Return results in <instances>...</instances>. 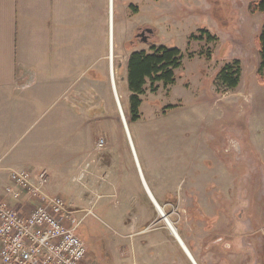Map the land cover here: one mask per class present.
<instances>
[{"label":"rangeland","instance_id":"1","mask_svg":"<svg viewBox=\"0 0 264 264\" xmlns=\"http://www.w3.org/2000/svg\"><path fill=\"white\" fill-rule=\"evenodd\" d=\"M255 1H112L109 56L127 129L114 95L111 107L76 105V113L84 109L88 117L58 123L56 160L47 171L53 191L80 221L77 235L92 264H148L145 219L155 221L147 236L154 264L159 257L168 264H190L141 193L143 180L168 191L166 212L197 264H264V84L257 77L264 14L249 12ZM140 28L155 30L148 42L134 36ZM202 31L217 41L195 39ZM152 44L179 49L183 66L173 86L147 91L140 119L133 122L127 63L133 52L150 53ZM234 60L242 66L241 83L229 91L217 75ZM56 68L59 82L65 68L59 56ZM110 73L101 92L105 99L112 96ZM78 75L72 73L74 79ZM99 93L84 95L83 101ZM66 97L74 101L75 89L64 92L58 83V103ZM175 195L180 200L170 201ZM156 201L163 207L164 201Z\"/></svg>","mask_w":264,"mask_h":264},{"label":"crops","instance_id":"2","mask_svg":"<svg viewBox=\"0 0 264 264\" xmlns=\"http://www.w3.org/2000/svg\"><path fill=\"white\" fill-rule=\"evenodd\" d=\"M111 1L106 4V0H0V198L22 213L31 212L35 204L27 200L25 193L18 201L4 195L10 172L44 171L39 167L50 171L51 162L56 160L58 123H66L74 116L88 117L84 109L77 114L76 105L111 107L114 103L109 80L112 96L105 99L101 95L112 62ZM58 56L65 67L59 82L55 77ZM74 71L79 74L75 79ZM93 72L102 76L90 78L88 73ZM58 83L64 92L75 89L74 101L66 97L58 103ZM95 91L101 97L96 95L90 102L83 101L84 95ZM90 177L96 178L95 171ZM143 181L144 185L139 182L142 194L146 190L164 199L162 191L153 186L154 191ZM53 189L49 181L46 193L57 195ZM112 219L115 223L120 221L115 215ZM163 261L159 257L157 264ZM87 264L92 261L87 260Z\"/></svg>","mask_w":264,"mask_h":264},{"label":"built area","instance_id":"3","mask_svg":"<svg viewBox=\"0 0 264 264\" xmlns=\"http://www.w3.org/2000/svg\"><path fill=\"white\" fill-rule=\"evenodd\" d=\"M104 144L100 139L98 146ZM49 181L46 170L10 172L4 195L18 201L25 193L35 206L26 214L0 198L1 264H87V247L77 235L80 221L65 199L46 193Z\"/></svg>","mask_w":264,"mask_h":264},{"label":"trees","instance_id":"4","mask_svg":"<svg viewBox=\"0 0 264 264\" xmlns=\"http://www.w3.org/2000/svg\"><path fill=\"white\" fill-rule=\"evenodd\" d=\"M248 10L251 14H264V0L251 2ZM207 38V42H216L217 38L208 31H202L200 41ZM194 39V37L192 38ZM257 49L260 65L257 72L258 82L264 84V25L257 39ZM211 58V52L208 53ZM183 53L177 48L153 46L150 53L146 51L133 52L127 63V88L130 93L131 121L140 119V108L143 96L150 90L157 93L161 84L165 89L176 83V71L183 66ZM242 66L238 60L226 64L217 75V81L227 90H236L241 83Z\"/></svg>","mask_w":264,"mask_h":264},{"label":"flooded vegetation","instance_id":"5","mask_svg":"<svg viewBox=\"0 0 264 264\" xmlns=\"http://www.w3.org/2000/svg\"><path fill=\"white\" fill-rule=\"evenodd\" d=\"M113 1V0H112ZM111 1V3H112V6H113V2ZM137 30V31H136ZM135 31L137 32V34H136V32H135V34H134V36L136 37V39H139V40H141V41H143V42H148L149 41V39L151 38V36H153V34L151 33V31L153 32H155V30L154 29H152V28H146V29H144V30H142L141 28L140 29H136ZM153 46H162V45H157V44H152L151 46H150V48L151 47H153ZM109 185H111V184H109ZM143 185H144V181H143ZM101 186H105V185H101ZM153 190H154V187H153ZM159 191H162L163 192V200H161L159 197H157V195H156V193H154V194H152L151 192H148V191H146L145 190V194H143L145 197H146V199L147 200H149L150 202H151V206L153 207L152 209L154 210V212L157 214V220H158V222L159 223H162V221H164V220H162L163 219V217H162V215H161V213H160V210L156 207V205H155V201L157 200V198L158 199H160L161 201H164L163 202V207L162 206H160V204L156 201V203H158V206H160L161 207V209L163 210V214L165 215V218H168L169 220H170V222H171V224L173 225V227L175 228V230H176V233L178 234V232H177V229H176V225L178 224V223H176V222H174L172 219H171V216L166 212V204L164 205V203L166 202V201H168V199H167V195H169L168 194V191L166 190V189H163V190H161V189H158ZM155 191V190H154ZM157 197V198H156ZM174 197H176V198H174ZM174 197H172L173 199H171L170 201H178V200H180V196L179 195H175ZM168 216V217H167ZM144 222H150V223H148L145 227H144V234H146V237H145V249H146V253H147V255H146V257L150 260V262L148 263V264H153V248H152V246H154L153 245V241L151 240V241H148V238L149 237H147L148 236V234H150V233H152L153 231H155V229H152L151 228V225L153 226L155 223V221H152V223H151V219H149L148 221H147V219H145L144 220ZM165 222V221H164ZM164 224H166V223H164ZM166 227H167V229L169 230V232L173 235V237H174V240H175V244L179 247V249H180V247H181V249L185 252V250L183 249V247L181 246V243H180V241H179V239L176 237V235H175V233H173L172 231H171V229H169V227H168V225L166 224L165 225ZM150 228V229H149ZM142 233V234H143ZM179 235V234H178ZM151 236H153V235H151ZM185 254L188 256V254L185 252ZM188 258H189V256H188ZM157 260V259H156ZM189 261H190V264H194V263H192L191 262V260H190V258H189ZM196 261V260H195ZM161 264H168V261H163ZM171 264H175V262H172Z\"/></svg>","mask_w":264,"mask_h":264},{"label":"bare ground","instance_id":"6","mask_svg":"<svg viewBox=\"0 0 264 264\" xmlns=\"http://www.w3.org/2000/svg\"><path fill=\"white\" fill-rule=\"evenodd\" d=\"M112 61V59H111ZM110 75H111V86L114 90V97L115 99L117 98L119 100V112H121L124 116L121 117V122L123 124V127L125 129H127V119H126V116L124 114V111L122 110V106H121V102H120V98L116 92V83H115V70H113L112 68V62H111V65H110ZM156 207L159 208L160 212L163 214V210L161 209L160 206H158V203H156V201L154 202ZM165 217V216H164ZM168 219V218H167ZM168 223H169V226L171 227V229L173 230V233H175L176 237L179 239L180 243H181V246L183 247V249L185 250V252L188 254L189 258H191L195 264H197V262L195 261V259L193 258V256L191 255V253L189 252L188 248L186 247V245L184 244L183 240L181 239V237L176 233V230L175 228L173 227V225L171 224L170 220H168ZM170 229V228H169Z\"/></svg>","mask_w":264,"mask_h":264}]
</instances>
